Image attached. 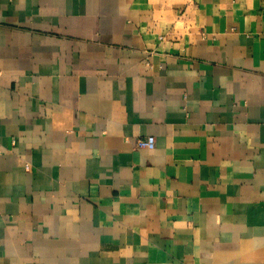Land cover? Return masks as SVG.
Wrapping results in <instances>:
<instances>
[{
    "label": "crops",
    "instance_id": "1",
    "mask_svg": "<svg viewBox=\"0 0 264 264\" xmlns=\"http://www.w3.org/2000/svg\"><path fill=\"white\" fill-rule=\"evenodd\" d=\"M0 264H264V0H0Z\"/></svg>",
    "mask_w": 264,
    "mask_h": 264
},
{
    "label": "built area",
    "instance_id": "2",
    "mask_svg": "<svg viewBox=\"0 0 264 264\" xmlns=\"http://www.w3.org/2000/svg\"><path fill=\"white\" fill-rule=\"evenodd\" d=\"M136 146L139 148L153 149L156 146V139L153 135L138 137L136 139Z\"/></svg>",
    "mask_w": 264,
    "mask_h": 264
}]
</instances>
